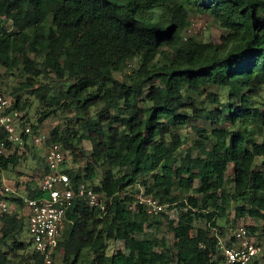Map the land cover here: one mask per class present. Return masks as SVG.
I'll return each instance as SVG.
<instances>
[{"label": "trees", "instance_id": "trees-1", "mask_svg": "<svg viewBox=\"0 0 264 264\" xmlns=\"http://www.w3.org/2000/svg\"><path fill=\"white\" fill-rule=\"evenodd\" d=\"M197 1L199 6L192 0H0V67L19 69L27 78L13 88L12 106L26 109L25 89L34 95L43 107L31 123L35 129L73 110L75 119L55 125L51 139L74 158L85 155L80 141L88 139L92 161L82 172H68L75 184L93 182L101 168L103 177L94 187L111 199L106 215L86 198L75 199L57 248L62 264H91L90 255L98 264H226L221 236L211 232L217 218L226 216L232 201L237 215L264 218V109L258 105L264 88V0ZM224 3L230 21L222 37L231 42L225 53L218 44L184 37L191 12ZM135 57L137 69L119 77ZM212 86L226 88L228 101ZM191 93L214 109L199 106ZM191 117L212 121L195 127L198 151L187 150L178 164L185 143L181 128ZM19 149L10 143L1 158L0 202L9 203L2 175L20 163ZM42 160L44 174V155ZM230 166L233 191L226 187ZM39 184L27 180L22 194L41 195ZM136 184L175 207L177 217L133 207ZM11 199L24 204L21 195ZM163 218L174 247L165 236L146 231L160 228ZM202 219L206 225L194 234ZM26 230L28 214L26 221L10 206L0 209V264H44L25 240ZM112 239L122 240L124 249L109 254Z\"/></svg>", "mask_w": 264, "mask_h": 264}, {"label": "rangeland", "instance_id": "rangeland-1", "mask_svg": "<svg viewBox=\"0 0 264 264\" xmlns=\"http://www.w3.org/2000/svg\"><path fill=\"white\" fill-rule=\"evenodd\" d=\"M177 1V0H176ZM192 2L199 6V3L197 0H192ZM228 6L224 4L219 5H213V8L210 9V11L206 13H200V12H191L190 14V25L186 27L183 31L184 37H194L199 40L205 41V42H212L215 44H218V50L220 53H225L227 49L230 47L231 42L230 41H224L223 35H226L228 33V29L225 28V24L230 21L229 19V8ZM27 26L24 24L19 25V28H26ZM236 40H240V35L237 36ZM31 55L34 57V54L31 53ZM140 64V58L135 57L131 61L128 62L127 67L123 70V72H118L117 75L119 77H124L125 74L132 73L133 70L137 69V67ZM1 72L3 73V81L0 82V93H4L5 95L9 96L11 99L15 100L14 95L11 93L14 87H20L22 83H25L27 81V78L24 77L22 74V71L18 70H6L4 67H0ZM36 86H39V83L36 84ZM211 90L213 91H219L221 93V98L223 102H227V89L219 86H212ZM28 91L25 89L21 92V95L23 99L28 104L26 109L21 110L22 114H26L25 120H27L30 123H37V119L41 115V111L43 109L42 105L39 104L38 99L26 92ZM192 97H194L199 106L205 109H214V106H212L208 100H206L203 96L191 93ZM30 104V105H29ZM258 105L264 109V88L262 90V94L259 97ZM66 118L60 119L57 115H52L49 118H47L44 122L39 124L38 129L50 133L51 129L57 125L60 121L65 126H67V121L69 122V119H75V112L71 109L66 112ZM212 120H204V119H195L193 117L190 118V122L183 126L181 128V133L183 134L185 138L184 145L179 149L178 151V164H181L184 161V156L186 154L187 150H192L194 154L197 153V148L195 146V141L197 139L198 133L196 130V126L198 125H205L210 123ZM71 124H74V121L71 122ZM227 124L226 122L223 124H217V126H221ZM256 139L258 141L262 140V137L259 135H256ZM27 146H20L19 153L22 154L20 163L13 168L8 169L5 171L2 175V185H8L12 188L11 191L7 193L9 196L8 198V205L10 208H13L18 211V213L26 218L27 221V214H28V208L26 206L19 204H16L13 199H11L12 196H20L22 193H24L23 188L25 186V182L30 179H34L35 182H40L42 178L43 171L45 169V163L42 160V157L44 155V149L43 147L37 146L33 143L30 139L27 140ZM81 147L84 149L85 155L74 158L72 153L68 150V158L70 159L72 165L76 170H79L82 172L84 168L86 167L87 163L92 161V144L88 139H81L80 141ZM261 162V161H259ZM103 177V171L101 168L97 169V176L95 180L93 181L94 184H98L99 181ZM226 187L229 191L234 190V184L232 182L233 179V169L232 166L229 167L226 173ZM140 187H143L141 184H136L135 186H132V189L137 191V189H140ZM131 189V187L129 188ZM194 194V193H192ZM166 210L168 211V215L171 218H176L178 215L177 209L175 207L167 206ZM206 221L204 219L197 220L194 225L193 233L196 234L198 227L205 226ZM240 226H250L254 227L250 231V237L253 240H256L259 242L263 247V258H264V218L259 217H251L248 214H245L243 216L237 215V209L236 204L234 201L231 202L229 209L227 210L226 216L224 217H218L217 218V226L213 227L211 229V232L214 234H218L222 237L223 240L226 242H230L232 240V236L236 229ZM146 231L153 232L155 235L161 237L165 236L166 242L171 246L174 247V241L175 237L173 232H171L167 226V220L163 218V222L160 226V228L154 227L152 229L146 228ZM221 231H223V234H221ZM138 237H142L143 234L139 233L137 234ZM25 240L27 242H31V235L29 234L28 230H26L25 233ZM31 249H33L32 243L30 244ZM119 249H124V242L120 239H112L108 241V249L107 252L109 254L114 253L115 251ZM175 249V248H174ZM89 253L86 251L85 256H88ZM91 257V264H98L97 261L94 259L92 255ZM62 251L57 252V264H62ZM256 264V263H252Z\"/></svg>", "mask_w": 264, "mask_h": 264}, {"label": "built area", "instance_id": "built-area-1", "mask_svg": "<svg viewBox=\"0 0 264 264\" xmlns=\"http://www.w3.org/2000/svg\"><path fill=\"white\" fill-rule=\"evenodd\" d=\"M12 99L0 93V167L1 158L9 152V144L23 146L30 139L43 147L47 169L39 188L41 195L31 198L23 196L28 208V232L31 235L33 249L43 255L44 264H53L57 259V248L67 223V214L75 199L84 197L90 207L106 215L111 199L95 189L94 183L80 181L74 183L68 172L74 168L68 158V150L59 142L51 139L50 133L35 129L30 122L22 118V111L12 106ZM5 190L11 187L5 184ZM144 206L148 213H168V204L161 203L153 195L145 193L143 187L134 194L133 207ZM0 209L8 211V202L2 200ZM219 248L226 264H264L262 245L250 237L246 226L236 229L230 242L219 237Z\"/></svg>", "mask_w": 264, "mask_h": 264}, {"label": "crops", "instance_id": "crops-1", "mask_svg": "<svg viewBox=\"0 0 264 264\" xmlns=\"http://www.w3.org/2000/svg\"><path fill=\"white\" fill-rule=\"evenodd\" d=\"M3 180H4V178H2ZM12 189V188H11ZM21 196L23 197L24 195L23 194H21ZM23 206H25L24 204H23Z\"/></svg>", "mask_w": 264, "mask_h": 264}]
</instances>
